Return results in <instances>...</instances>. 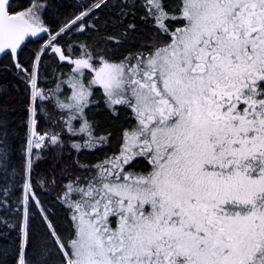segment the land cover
Returning <instances> with one entry per match:
<instances>
[{
	"label": "snow or ice",
	"instance_id": "6c2138e0",
	"mask_svg": "<svg viewBox=\"0 0 264 264\" xmlns=\"http://www.w3.org/2000/svg\"><path fill=\"white\" fill-rule=\"evenodd\" d=\"M0 264H264V0H0Z\"/></svg>",
	"mask_w": 264,
	"mask_h": 264
},
{
	"label": "trees",
	"instance_id": "16d2710c",
	"mask_svg": "<svg viewBox=\"0 0 264 264\" xmlns=\"http://www.w3.org/2000/svg\"><path fill=\"white\" fill-rule=\"evenodd\" d=\"M63 2H64L65 4H72V3L75 2V0H63ZM41 167L43 168V167H45V165H41Z\"/></svg>",
	"mask_w": 264,
	"mask_h": 264
}]
</instances>
